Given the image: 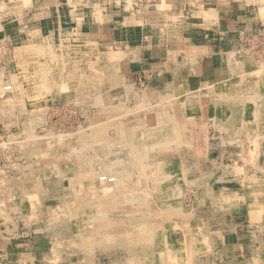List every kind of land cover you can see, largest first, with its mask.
Here are the masks:
<instances>
[{"label": "rangeland", "instance_id": "obj_1", "mask_svg": "<svg viewBox=\"0 0 264 264\" xmlns=\"http://www.w3.org/2000/svg\"><path fill=\"white\" fill-rule=\"evenodd\" d=\"M53 40L46 47L17 51L21 58L29 50L32 54L36 49L41 51L34 54L39 63L24 66L16 65L10 42L0 41V257L16 241L25 239L35 243L31 259L37 260L36 264H222L219 241L212 245L198 235L197 240L186 238L187 243L174 244L173 236L172 239L163 235L164 229L171 234L181 230L182 226L174 222L185 219L193 202L198 205L199 222L206 220L204 211L207 216L220 218L226 212V203L244 206L245 198H255L260 192L248 191V186L264 185L263 180L258 181L264 176L245 173L239 176L242 181L237 185L233 181L235 175L220 174L216 169L218 163L211 167L205 162L206 143L219 140V134H213L209 128L180 129L175 154L167 153L165 148L173 146L168 143L174 138L167 116L164 128L158 129L154 119L148 118V110L139 104L134 109L115 106V78L103 76L114 75L113 65L102 62L93 48L85 53L74 40H62L61 36ZM80 71L100 73L101 77L96 76V114L93 104L84 96L71 93L74 89L69 82ZM260 74L264 88L263 62ZM25 89L23 94L21 90ZM158 130L163 132L161 136L152 137L150 131ZM248 130L252 132V125ZM259 130L264 135V127L256 133ZM92 131H96V142L92 141ZM162 136L168 137L159 145L157 140ZM249 138L252 139L251 135ZM194 145L198 148L196 153ZM254 152L246 160L248 167L254 166ZM198 164L202 170L211 165V172L190 173L188 168L180 174L177 171L178 167L191 166L195 172ZM91 168L94 173L87 171ZM112 170L128 172L127 178L120 177L133 184L129 185L133 186L132 202L125 198L130 193L128 186L113 196L96 193L104 186L96 171L112 174ZM142 172L147 173L144 180L138 176ZM189 175L194 176L196 183ZM258 188L264 189L262 185ZM209 200L222 205L207 208L204 204ZM165 240L172 254L167 263L154 255Z\"/></svg>", "mask_w": 264, "mask_h": 264}, {"label": "crops", "instance_id": "obj_2", "mask_svg": "<svg viewBox=\"0 0 264 264\" xmlns=\"http://www.w3.org/2000/svg\"><path fill=\"white\" fill-rule=\"evenodd\" d=\"M0 16L4 18L0 21V41L10 42L16 65L39 63L34 54L40 50L33 54L29 50L25 58L17 51L46 47L57 36L80 43L85 53L93 48L102 62L115 68L114 75L103 74L115 78V106L134 109L139 104L148 110V118L154 119L158 129L164 128L165 116L169 118L174 138L167 153L175 154L180 129L209 128L219 134V140L206 143L205 162L211 167L218 163L220 174L235 175L237 185L245 173L264 176V135L260 130L256 133L264 127L260 74L264 63V0H0ZM242 40L254 42L246 55L236 54ZM96 76L100 73L80 71L69 82L74 89L71 93L91 102L95 114ZM86 78L93 80L81 81ZM21 91L24 94L27 89ZM115 106L110 105L112 109ZM91 133L96 142V131ZM167 137L158 139L159 145ZM195 145L193 153L198 151ZM253 150L254 166L248 167L246 160ZM201 167H195L197 172L191 166L178 167L177 171L211 172L208 166L204 170ZM87 171L94 173V168ZM127 173H123L126 178ZM189 176L196 183L194 176ZM262 180L258 178L260 183ZM125 184L128 188L133 185ZM257 185L264 187L262 183L249 185L248 191L260 192L255 198H245L244 206L223 200L226 212L218 219L204 211L206 220L199 222L198 205L193 202L185 219L174 222L182 226L181 230L171 234L164 229L163 235L174 237V244L187 243L186 238L197 240L198 235L212 245L219 241L222 264H264V189ZM204 205L215 208L222 204L209 200ZM26 241H16L0 257V264H36L37 260L31 259L35 243Z\"/></svg>", "mask_w": 264, "mask_h": 264}, {"label": "bare ground", "instance_id": "obj_3", "mask_svg": "<svg viewBox=\"0 0 264 264\" xmlns=\"http://www.w3.org/2000/svg\"><path fill=\"white\" fill-rule=\"evenodd\" d=\"M145 8V7H144ZM25 30H27V29H25ZM110 56V55H109ZM113 56V55H112ZM220 87V86H219ZM114 102V101H113ZM116 102V101H115ZM109 103V102H108ZM119 106V105H118ZM104 109V108H103ZM107 109V108H106ZM101 112V111H100ZM104 113V112H103ZM157 119V118H156ZM161 121V120H160ZM146 122V121H145ZM158 122V121H157ZM157 124V123H156ZM165 125V124H164ZM146 126V125H145ZM158 126V125H157ZM154 127V126H153ZM159 127V126H158ZM164 127V126H163ZM155 128V127H154ZM153 128V129H154ZM125 129V128H124ZM104 130V129H103ZM159 131V130H158ZM158 131H155V132H153V131H150V134L152 135V137H155V135L156 136H158L159 135V133H158ZM106 132V131H105ZM123 132H124V130H123ZM93 133H94V131H93ZM101 133V132H100ZM143 133V132H142ZM141 133V134H142ZM148 133V132H147ZM161 133H163V132H161ZM97 134H98V132H97ZM120 134H121V132H120ZM92 135V134H91ZM100 135V134H99ZM103 135H105L104 134V131H103ZM103 135H102V137H103ZM97 136V135H96ZM136 136V135H135ZM141 136V135H140ZM148 136V135H147ZM139 137V136H138ZM96 140V139H95ZM101 140H102V138H101ZM134 140V139H133ZM127 141H129V140H127ZM109 144V143H108ZM106 147V146H105ZM112 149V148H111ZM128 149V148H127ZM103 150V149H102ZM113 150V149H112ZM123 150V149H122ZM166 150H169V148L168 147H166L165 148V151ZM143 153V152H142ZM122 154V153H121ZM132 154H134V153H132ZM144 154V153H143ZM145 155V154H144ZM104 156V155H103ZM117 157V156H116ZM141 157V156H140ZM130 158V157H129ZM142 159H143V157H142ZM124 160V159H123ZM162 160V159H161ZM164 160V159H163ZM131 161L133 162V160L131 159ZM142 161V160H141ZM145 161L147 162V160H146V158H145ZM155 161V160H154ZM111 162V161H110ZM169 162V161H168ZM168 162H167V164H168ZM113 164H115V163H113ZM162 164V163H161ZM148 165V164H147ZM150 166V165H149ZM128 167V166H127ZM132 167V166H131ZM164 167V166H163ZM162 167V168H163ZM148 168V167H147ZM146 168V169H147ZM112 169H113V167H112ZM128 169V168H127ZM85 170V169H84ZM132 170V169H131ZM130 170V171H131ZM82 171V170H81ZM156 171V170H155ZM97 172V171H96ZM101 172V171H100ZM168 172V171H167ZM112 174H107V172L106 171H103V172H101V173H99V174H97L96 173V175H98V176H96L97 177V179L98 180H100L101 182H104V186L103 187H101L100 189H98L99 191H96V193H103L104 195H107V196H113L118 190H121V189H123V187H126L127 185L125 184V182H123L122 181V179H121V175H125V174H123V173H125V172H123L122 174H118L117 172H115L114 170L111 172ZM133 173V172H132ZM74 174V173H73ZM133 175V174H132ZM136 175V174H135ZM147 175V173H144V172H142V173H138V176L142 179V180H144V179H146V176ZM65 176V175H64ZM153 176V175H152ZM137 177V176H136ZM68 178V177H67ZM134 178V177H133ZM144 178V179H143ZM150 178V177H149ZM154 178V177H153ZM70 179V178H69ZM131 179V178H130ZM171 180V179H170ZM169 180V181H170ZM68 181V180H67ZM99 181V182H100ZM175 181V180H174ZM148 182H149V179H148ZM72 183V182H71ZM78 183H79V181H78ZM77 183V184H78ZM130 183V182H129ZM128 182H127V184H129ZM167 183V182H166ZM81 185H82V183H80ZM98 184V183H97ZM102 184V183H101ZM131 184H132V182H131ZM177 184V183H176ZM80 185V186H81ZM162 185V184H161ZM168 185V184H167ZM180 186V185H179ZM133 187V186H132ZM131 186L129 187V191H130V193L129 194H125V198H126V201H128V202H132V199L130 198V195H133L132 194V192H133V188H132ZM139 187V186H138ZM178 187V186H177ZM73 188H74V186H73ZM78 188V187H77ZM97 188H99V187H97ZM176 188V187H175ZM135 189V188H134ZM77 190V189H76ZM88 190H90V189H88ZM93 190V189H92ZM95 190V189H94ZM139 190V189H138ZM74 191H75V189H74ZM91 191V190H90ZM135 191V190H134ZM176 191V190H175ZM149 192V191H148ZM163 192V191H162ZM161 192V193H162ZM98 193V194H99ZM89 194V193H88ZM92 194H93V192H92ZM91 194V195H92ZM144 195H145V193H143ZM176 194V193H175ZM255 194V193H254ZM264 194V193H263ZM96 195V194H95ZM258 195V194H257ZM179 196V195H178ZM155 197V196H154ZM161 197V196H160ZM81 198V197H80ZM103 198V197H102ZM133 198V197H132ZM165 198V197H164ZM75 199V198H74ZM82 199V198H81ZM156 199V198H155ZM79 200V199H78ZM74 201V200H73ZM123 201V200H122ZM70 202H71V200H70ZM115 202V201H114ZM134 203V202H133ZM122 206H123V204H122ZM146 207V206H145ZM159 207V206H158ZM82 208V207H81ZM124 208V207H123ZM71 210V209H70ZM78 210V209H77ZM125 212V211H124ZM114 216V215H113ZM119 217V216H118ZM80 223H81V221H80ZM91 223V222H90ZM83 224V223H82ZM92 224V223H91ZM92 226V225H91ZM135 226V225H134ZM90 229V228H89ZM92 229V228H91ZM119 229V228H118ZM124 229V228H123ZM144 230V229H143ZM81 231V230H80ZM121 231V230H120ZM182 233V232H181ZM100 236V235H99ZM98 237V236H97ZM185 237V236H184ZM79 239H80V236H79ZM99 239V238H98ZM103 239V238H102ZM85 240V239H84ZM185 240V239H184ZM165 242H168L167 240H165L164 241V243H163V246H162V248H158V250L156 251V253L154 254L155 256H157V257H159L160 259H162V261H165L166 263L169 261V259H168V257H169V255H172V254H170V250H169V246H167L166 244H165ZM79 243V242H78ZM169 244V243H168ZM188 245V244H187ZM186 245V246H187ZM185 248H188V247H185ZM188 252V251H187ZM156 257V258H157ZM151 259V258H150ZM172 259H173V257H172Z\"/></svg>", "mask_w": 264, "mask_h": 264}, {"label": "built area", "instance_id": "obj_4", "mask_svg": "<svg viewBox=\"0 0 264 264\" xmlns=\"http://www.w3.org/2000/svg\"><path fill=\"white\" fill-rule=\"evenodd\" d=\"M253 47H254V42H250L248 40H242V42H240L239 47L236 49V54L246 55ZM5 89H9V87ZM1 146L2 145L0 143V154H2Z\"/></svg>", "mask_w": 264, "mask_h": 264}]
</instances>
